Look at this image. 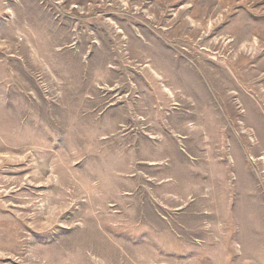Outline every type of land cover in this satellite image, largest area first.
<instances>
[{"label":"rangeland","instance_id":"rangeland-1","mask_svg":"<svg viewBox=\"0 0 264 264\" xmlns=\"http://www.w3.org/2000/svg\"><path fill=\"white\" fill-rule=\"evenodd\" d=\"M0 264H264V0H0Z\"/></svg>","mask_w":264,"mask_h":264}]
</instances>
